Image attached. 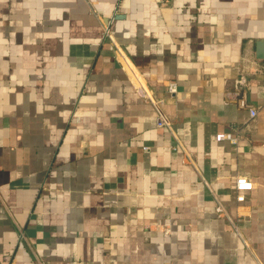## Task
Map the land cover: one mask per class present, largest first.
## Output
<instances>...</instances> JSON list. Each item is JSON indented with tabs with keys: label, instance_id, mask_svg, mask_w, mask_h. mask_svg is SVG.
Masks as SVG:
<instances>
[{
	"label": "crops",
	"instance_id": "1",
	"mask_svg": "<svg viewBox=\"0 0 264 264\" xmlns=\"http://www.w3.org/2000/svg\"><path fill=\"white\" fill-rule=\"evenodd\" d=\"M262 50L264 0H0V264H264Z\"/></svg>",
	"mask_w": 264,
	"mask_h": 264
},
{
	"label": "built area",
	"instance_id": "2",
	"mask_svg": "<svg viewBox=\"0 0 264 264\" xmlns=\"http://www.w3.org/2000/svg\"><path fill=\"white\" fill-rule=\"evenodd\" d=\"M103 40L104 41L105 40L114 41V39L112 38V35H111V29L109 28L108 25L106 27H104ZM136 80L138 83L136 86L137 90L141 94H143L144 97L147 98L155 106V108L157 110V113H158L157 125L160 127L167 126V127L171 128L170 121L166 117L165 112L162 109V103H163L162 100L155 99V97L153 95H151V93L148 90V88L146 87V85H144L143 82L141 80H139V78H137ZM247 86H248V80L246 79L245 76H240L239 78H236L234 80L232 86L227 88L226 99H227V101L235 103L239 109L247 110L249 113L250 119L254 120L257 117L259 110L257 107H255L254 105H252L249 102L246 95L244 94V92H245L244 89ZM167 88H168V92L171 94L177 92V84L175 82H170L168 84ZM248 126H250V125H248ZM173 135H175V134H173ZM175 137L177 139V143L174 145V149L177 150V148L180 147L183 151L184 162L195 165L196 164L195 154L192 153L191 151H189L184 146L182 141L177 138L176 135H175ZM216 139L218 141L228 140V141H231L233 143L238 142V136L234 135L233 133H230V132L229 133H219L216 135ZM254 188H255L254 182L248 176H245V175L238 176L237 180H236V189H237V197L236 198H237V201L238 202L246 201L248 194ZM216 211L219 215L222 216L224 214L225 209L220 204L217 206ZM238 221H239L238 219L231 220V224L233 225L235 231L238 234H240Z\"/></svg>",
	"mask_w": 264,
	"mask_h": 264
},
{
	"label": "water",
	"instance_id": "3",
	"mask_svg": "<svg viewBox=\"0 0 264 264\" xmlns=\"http://www.w3.org/2000/svg\"><path fill=\"white\" fill-rule=\"evenodd\" d=\"M259 57L264 58V50H262V54Z\"/></svg>",
	"mask_w": 264,
	"mask_h": 264
}]
</instances>
